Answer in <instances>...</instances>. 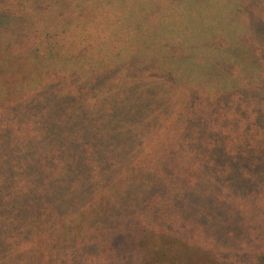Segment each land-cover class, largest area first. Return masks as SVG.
<instances>
[{"label": "rangeland", "instance_id": "1", "mask_svg": "<svg viewBox=\"0 0 264 264\" xmlns=\"http://www.w3.org/2000/svg\"><path fill=\"white\" fill-rule=\"evenodd\" d=\"M167 1L152 0L150 6L149 0H0V141L9 130L14 160L32 157L26 143L41 136L34 119L19 114L25 76L38 78L55 69L68 80L61 81L62 91L73 86L77 98L87 95L84 107L80 99L75 106L97 110L90 86L94 82L102 89L106 76L122 75L112 69L118 59L129 58L127 41L144 54L132 62L147 60L131 70L129 81L123 75L118 79L120 101L102 98L106 93L97 96L108 103L110 115L122 119L136 107L130 89L144 90L147 124L138 125L133 156L122 162L123 150L114 151L104 171L113 173L112 181L102 188L97 174L102 160L87 147L96 188L78 192L77 202L67 200L74 206V242L52 248L49 220L63 217L53 212L51 224L39 219L38 226L47 231L39 228L15 244L29 250L34 264L264 263V51L256 63L250 59V75L227 73L236 90L215 92L221 81L215 85L203 77L214 58L198 57L191 38L202 32L203 14L197 16L189 0ZM150 8L157 22L146 19ZM127 22L143 23L142 39L128 38L135 28H127ZM209 46L216 53V44ZM49 53L60 56L54 63L47 57V65L36 59ZM72 75L86 87L75 86ZM45 167L54 174L50 180L59 181V170ZM27 174L19 175V186L27 184ZM60 189L53 185L52 196Z\"/></svg>", "mask_w": 264, "mask_h": 264}, {"label": "trees", "instance_id": "2", "mask_svg": "<svg viewBox=\"0 0 264 264\" xmlns=\"http://www.w3.org/2000/svg\"><path fill=\"white\" fill-rule=\"evenodd\" d=\"M150 2L152 0H149ZM163 2L165 3V1ZM189 5L196 11L197 16L203 14L204 18L201 22L204 27L202 32L191 36L192 41L195 42L193 44L196 46L195 49H198L197 55L201 58L211 55L214 58L209 66H204L203 77L208 79L207 82H212L215 85L221 81V87L215 88V92L219 94L231 93L237 89L238 84L232 79L228 82V78H225L228 76L227 73L239 70L245 76L250 75L249 65L256 63L258 53L264 51V0H189ZM170 8L171 6L168 5L163 10L169 12ZM220 10L226 13L223 14ZM210 17L213 19L207 22ZM146 19L151 23L157 22L151 8ZM126 24L127 28H135V31L130 32L128 38L131 39L136 35L143 38V23H138L137 26H131L129 22ZM182 28L180 32L184 29ZM128 43L132 48L128 53L129 58L118 59L112 69L117 73H122L125 82L129 81L132 69L147 63L145 59H140V62H132L133 57L144 56V54L135 49L133 43L127 41ZM211 44H216L217 47L214 54L209 46ZM58 56L60 55L49 53L45 57L36 55V59L42 60L41 63L44 65L48 58L51 63H54L51 60ZM250 59L251 61L255 60L254 63L250 62ZM203 60L206 58L201 59V61ZM122 75L118 74L117 79L106 76L102 89L96 83H92L90 88L95 95L93 96L98 100L96 106L99 108L88 111L81 106H75V104H79L77 102L79 99L80 104L83 105V100L87 98V95L77 98L70 91L73 86H70L71 88L69 87L67 92L62 91L61 81L68 82V80H61V76L57 75L55 69L50 71V75L49 73L45 74L44 71L38 78L24 77L25 80L21 86L25 91V97L18 107L21 109L19 114L21 117L27 118L31 116L35 121V129L40 131L41 136L39 135L38 139L34 138L26 143L27 151L32 157L25 155L19 160H14L11 156L10 151H13L12 144L15 143V140L11 138V135L6 134L9 130L3 132L5 141H0V143L3 142L0 145V177L2 179V181L0 180V216L2 217L0 222V264L30 263L34 257H31L29 250L21 249L15 244H22L29 233L39 231V219L45 218L47 221L53 212L62 215L63 220H58V218L55 221L53 218L49 220L52 222V225L49 226L52 231V236L48 237L49 246L66 249L71 246L70 243L74 242L71 237L75 226V224L73 225L74 216L70 214L73 213L74 206L68 205L67 200L72 198L73 202H77L78 192L90 191L86 188L94 191L96 188L95 183H92L91 180L93 176H90L92 168L87 162V147L96 151L97 158L102 160L103 167L97 173L99 181L102 182V188H108L112 181L113 173L104 171L109 170L110 160L115 159L114 151L116 149L123 150L120 154L123 157L119 158V161H130L128 159L133 156V148L138 142L136 139L139 134L138 125L139 123L147 124L144 115L146 106L142 104L145 101L144 90L141 92L138 85L130 89L133 99L136 101V107L133 114L130 110L124 112L122 119L110 115L111 113L107 109L108 103L101 104V97H97L106 93L102 98H114L120 101L124 95L121 94L120 89H116V84ZM74 77L76 76L72 75L73 84L84 89L86 86L78 85L77 79ZM223 83L226 86H223ZM7 88L8 86H6V90ZM181 91L184 90L181 89ZM217 97L219 96L217 95ZM223 99L225 98H220V100ZM122 106H127V104H117L114 107ZM71 108L78 109H74L72 112ZM80 110L83 112L80 113ZM58 157L63 159L62 165L59 163ZM31 159H33V163H31ZM23 164L25 166H22ZM46 165H51L54 169L59 170L56 172L61 176L58 177L60 182L50 180L51 175L54 174L51 170L47 172L48 166L45 167ZM26 174L29 176H26L28 177L27 184L19 186V175ZM46 179H48L47 183H45ZM109 180L111 181L109 182ZM52 181L53 184H51ZM56 184L61 189L52 196V186ZM17 186L19 187L17 188ZM14 190L17 193L7 198L6 194ZM55 197L57 201L54 200ZM61 197L63 198L60 201ZM103 220L107 219L103 217ZM47 228H45L46 230L40 229L47 231ZM22 229L25 232H21ZM14 232H20V235ZM35 258L38 262V256ZM34 263L32 261L30 264Z\"/></svg>", "mask_w": 264, "mask_h": 264}]
</instances>
